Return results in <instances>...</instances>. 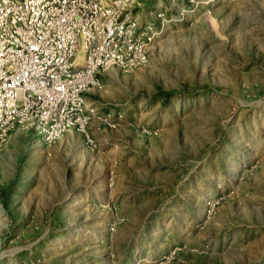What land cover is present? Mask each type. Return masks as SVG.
<instances>
[{
	"label": "rangeland",
	"instance_id": "1",
	"mask_svg": "<svg viewBox=\"0 0 264 264\" xmlns=\"http://www.w3.org/2000/svg\"><path fill=\"white\" fill-rule=\"evenodd\" d=\"M138 1L160 32L96 75L92 143L0 147V264H264V0Z\"/></svg>",
	"mask_w": 264,
	"mask_h": 264
},
{
	"label": "built area",
	"instance_id": "2",
	"mask_svg": "<svg viewBox=\"0 0 264 264\" xmlns=\"http://www.w3.org/2000/svg\"><path fill=\"white\" fill-rule=\"evenodd\" d=\"M137 0H0V147L17 128L45 143L83 133L84 93L110 67L146 63L159 30L140 25Z\"/></svg>",
	"mask_w": 264,
	"mask_h": 264
},
{
	"label": "trees",
	"instance_id": "3",
	"mask_svg": "<svg viewBox=\"0 0 264 264\" xmlns=\"http://www.w3.org/2000/svg\"><path fill=\"white\" fill-rule=\"evenodd\" d=\"M169 95H171V92H165V91H159L158 92V96H161V97L169 96Z\"/></svg>",
	"mask_w": 264,
	"mask_h": 264
},
{
	"label": "crops",
	"instance_id": "4",
	"mask_svg": "<svg viewBox=\"0 0 264 264\" xmlns=\"http://www.w3.org/2000/svg\"><path fill=\"white\" fill-rule=\"evenodd\" d=\"M142 1H143L142 3L146 4V3L150 2L151 0H142ZM136 4L140 5L141 3H139V1L137 0V1H136ZM140 25H141V24H140ZM157 25H158V24H157ZM141 26H143V25H141ZM157 28H158V26H157ZM85 94H86V93H84V97H85V100H86V103H87V99H86Z\"/></svg>",
	"mask_w": 264,
	"mask_h": 264
}]
</instances>
